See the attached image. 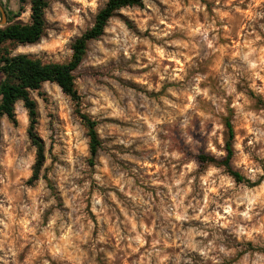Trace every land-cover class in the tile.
I'll use <instances>...</instances> for the list:
<instances>
[{"label": "rangeland", "instance_id": "obj_1", "mask_svg": "<svg viewBox=\"0 0 264 264\" xmlns=\"http://www.w3.org/2000/svg\"><path fill=\"white\" fill-rule=\"evenodd\" d=\"M107 1L47 0L42 39L13 53L69 62ZM30 21L27 4L14 22ZM75 78L79 103L51 83L32 93L35 183L23 103L1 121L0 264H264V0H144ZM79 113L98 123L93 165ZM227 122L232 166L256 187L198 160L226 157Z\"/></svg>", "mask_w": 264, "mask_h": 264}, {"label": "trees", "instance_id": "obj_2", "mask_svg": "<svg viewBox=\"0 0 264 264\" xmlns=\"http://www.w3.org/2000/svg\"><path fill=\"white\" fill-rule=\"evenodd\" d=\"M143 1L108 0L104 8L97 14L92 28L73 43L72 58L67 63H45L30 55L13 53L14 47L35 45L42 39L46 29L45 12L49 7L47 0H17L20 7L18 11H12L10 7L2 4L7 15V25L0 28V142L2 119L7 118L15 124V107L18 103H23L30 120L29 138L36 149V161L31 183L39 180L46 162L45 145L36 132L38 110L32 93L40 91L45 83H51L57 85L62 93L72 101L79 103L80 96L76 89L75 72L84 61L89 43L99 40L105 34L109 21L117 12L127 8L142 7ZM27 4L30 5L31 10L30 23L14 22L20 17ZM79 114L88 130L91 164L93 165L102 144L97 132L98 123L85 114ZM226 126L229 131L226 157L218 160L214 157L201 155L198 157L199 162L223 167L237 183H246L250 187L258 186L259 183H251L234 170L232 166L234 132L230 122H227Z\"/></svg>", "mask_w": 264, "mask_h": 264}, {"label": "water", "instance_id": "obj_3", "mask_svg": "<svg viewBox=\"0 0 264 264\" xmlns=\"http://www.w3.org/2000/svg\"><path fill=\"white\" fill-rule=\"evenodd\" d=\"M0 11H1V23H0V28H3L7 25V15L2 6L0 5Z\"/></svg>", "mask_w": 264, "mask_h": 264}]
</instances>
